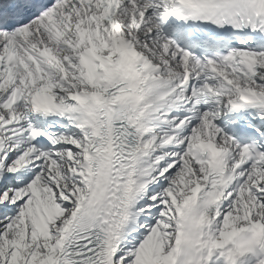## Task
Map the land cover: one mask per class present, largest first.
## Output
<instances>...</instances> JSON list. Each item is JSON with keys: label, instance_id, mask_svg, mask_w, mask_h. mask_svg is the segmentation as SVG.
Returning a JSON list of instances; mask_svg holds the SVG:
<instances>
[{"label": "snow or ice", "instance_id": "1", "mask_svg": "<svg viewBox=\"0 0 264 264\" xmlns=\"http://www.w3.org/2000/svg\"><path fill=\"white\" fill-rule=\"evenodd\" d=\"M0 264H264V0H0Z\"/></svg>", "mask_w": 264, "mask_h": 264}]
</instances>
